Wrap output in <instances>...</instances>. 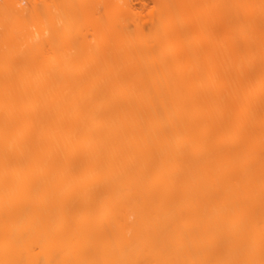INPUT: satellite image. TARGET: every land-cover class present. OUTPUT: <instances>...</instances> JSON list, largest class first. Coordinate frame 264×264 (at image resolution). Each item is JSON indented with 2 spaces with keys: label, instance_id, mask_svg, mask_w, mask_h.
<instances>
[{
  "label": "bare ground",
  "instance_id": "obj_1",
  "mask_svg": "<svg viewBox=\"0 0 264 264\" xmlns=\"http://www.w3.org/2000/svg\"><path fill=\"white\" fill-rule=\"evenodd\" d=\"M91 1H42L33 14L41 32L63 23L57 37L77 45L85 17L74 5L101 2L94 44L80 45L91 60L77 51L90 66L65 61L56 75L35 64L27 76L28 62L0 78V264H264V33L152 43L128 1ZM13 3L0 13L23 14ZM18 14L0 24V59L23 72L34 35L29 55L8 51Z\"/></svg>",
  "mask_w": 264,
  "mask_h": 264
},
{
  "label": "rangeland",
  "instance_id": "obj_2",
  "mask_svg": "<svg viewBox=\"0 0 264 264\" xmlns=\"http://www.w3.org/2000/svg\"><path fill=\"white\" fill-rule=\"evenodd\" d=\"M5 1H6V3H5ZM7 1L8 2H14L13 4H15V1H13V0H0V12L2 11V10H4V8L5 9H7V6H8V4H7ZM22 3H21V2ZM28 1V0H27ZM35 3H37L39 6H40V8L38 7V6H36V4H35V10H34V8H33V3H32V0H30L29 1V3L30 4H28V5H30V6H26L27 5V3L25 4V0L23 1V0H19V1H16V2H18V3H16L15 4V6L16 7H19V5H21V7H23V14H21L20 12H19V14L17 13V12H15V10L13 11L14 13H15V15H12L13 17H16V14H18V16L20 17V19H23L22 21L25 23H21L22 25L19 27L18 26V28L16 27L18 24H20V23H18L17 22V20H16V22H13L14 21V18H12V16H10L8 13H7V11H6V13H4V14H2V13H0V17L2 18L0 21H1V23L0 24H2V21H3V23H4V20H11V18L13 19V21H10V23H9V21H7L10 25H11V22H13V23H15V24H12V26H10L9 25V27H10V30H12L11 32H13V34H20V32H21V34L19 35V36H17V35H15V37H14V39H15V41H16V43H15V45L17 46V48H16V46H14L13 44L12 45H10L11 47H10V49L8 50V51H10V50H14V51H12V52H14L13 53V55L14 54H18V53H20V55L22 54V52L23 53H27V51H23V50H27L28 49V47L29 46H31V45H34L33 47H30L32 50H34L33 51V54H31L32 56H29L30 58V60L28 61L26 58H24L25 59V61H27V64L25 63V70H24V66L22 67L21 66V68H23L22 70H23V72H19V71H17L19 68H20V66L19 65H17V66H19L18 67V69L16 68V66L14 65V64H19V63H21L20 61L19 62H17V63H14V61H17L16 60V58H15V60L13 61V60H11V59H0V62H2L1 64H0V78L2 77L3 78V76L4 75H14V78H17L18 76H20V75H18L17 76V74H20V73H23L24 74V71H27L28 69H29V67H27L28 66V62L30 63L29 65H31V68L29 69L30 70V72H26L27 73V76H29L28 75V73H31V69H35L32 73H34V74H36V73H39V72H37L36 70L39 68V67H41L40 65L41 64H43L42 65V67H41V70H42V72L43 71H45L46 73L49 71V69L48 68H44V67H49V68H51L50 70H51V72L53 71L54 72V70L55 71H58V72H56V75H57V73H59V71L60 72H62L63 71V68H65L66 67V64L68 65V64H72L71 63V61H74L73 62V64L76 66V64L78 65L79 64V62L82 60H85V58H84V56L85 55H87V57L89 58V60H91V58L89 57L90 55H88L87 54V49L84 51V50H82L81 49V47H80V45H81V43H84V41H85V38H86V42L85 43H87V44H90L89 43V38H90V36H91V38H90V42H92V40L94 39V33L93 34H91L92 32H93V27L92 28H90L98 19H101V18H103V13H104V9H103V4L100 2V3H98V1L96 2V3H92V1H96V0H92L90 3H92V4H90L91 5V7H90V5L88 6L87 5V2H86V6L87 7H85L86 8V12H82L81 10L82 9H80V11L79 10H77L76 9V7H75V5H76V3H75V1H74V3H75V5H74V9L76 10V12H73V11H75L74 9L71 11L73 14H75L73 17H74V19L76 20V18H79L80 17V20L81 19H83V17H85L84 18V25H85V20H86V22H87V24L86 25H88V26H86L85 25V27H84V25H81V28L80 29H83V31L82 30H80L81 32H78V35H76L77 34V32H76V34H74V32L73 31H76V30H74V28L76 27H74V23H72V25H71V28H73V30L71 31V33H70V36H72L73 34H74V36H73V38L72 39H74V37H75V35H76V37L78 36V38H75L76 39V41L78 40V39H80V40H82L83 38H84V41L82 40L81 41V43H80V41H79V44H77L76 45V43L78 42H75L74 40V42L72 41V40H70L71 38H70V36H69V40H68V43H66L65 41H64V38L63 39H59V38H61L62 36H61V34H59V33H61L60 31H62V30H59V31H56L57 29H59V27H60V29L63 27L62 26V24L63 23H58V22H56V24H57V26H55V25H49L50 27H48V24L46 25L48 28H46V29H44L46 32H47V35H46V32L44 31H42L41 32V29L39 28V22H38V24L36 23V20H35V15H33L34 13H35V11H38V12H41L42 13V9L44 10V11H46L44 8H42V7H47V2H48V0H42V1H46V2H42L41 0H33ZM61 2V5L63 6L62 8H61V6L59 5V3ZM67 0H63V2L65 3ZM128 1V2H127ZM243 1L244 0H126V2L127 3H129L128 5L130 6L129 8H130V11H131V19H133V18H135L136 19V21H134L135 19H133V23L135 24V23H137V25L136 26H142V28L144 29V35H145V37L147 36V38L148 39H150V41L149 42H157L158 44H160V43H163V44H167V43H169V44H179V43H185V44H194V43H207V42H223V41H228V42H231V41H252L251 39H253L254 41L256 40V41H260L261 39H260V35L262 34V33H264V23L263 22H261V20H262V18H260V17H262V11L264 10L262 7H264L263 5H264V3H263V1L262 0H245L246 2H245V4H250L249 6H250V9H247V7L248 6H246V5H244V3H243ZM262 1V2H261ZM41 2H42V5L43 4H45V5H41ZM51 2H53V3H51ZM55 4H56V6H59L62 10L63 9H65L66 8V6H64L63 4H62V0H55ZM58 2V3H57ZM258 2V3H257ZM21 3V4H20ZM48 3H51L53 6H55V4H54V1H52V0H49V2ZM88 3H89V1H88ZM215 5H214V4ZM252 3L253 4H256V6L255 5H252ZM5 4H7L6 5V7H5ZM12 4V5H13ZM23 4V5H22ZM51 4H49L50 6H51ZM67 3H65V5H66ZM99 4V5H98ZM263 4V5H262ZM93 5H95V6H93ZM213 5H214V7H213ZM42 6V7H41ZM50 6H48V7H50ZM53 6H51V8H53ZM55 6V7H56ZM78 6V5H77ZM27 7H28V9H27ZM31 9H30V8ZM81 7V6H80ZM39 8V9H38ZM90 8V9H89ZM249 8V7H248ZM8 9H10V7L8 8ZM57 9V8H56ZM103 9V10H102ZM263 9V10H262ZM11 10H13V8L11 9ZM11 10H8L9 11V13L10 14H12V12H11ZM24 10H25V12L27 13H24ZM26 10H30V11H26ZM60 10V9H59ZM66 10H68L67 8L65 9V11ZM70 10V9H69ZM55 11V10H54ZM84 11V10H83ZM94 11V12H93ZM3 12V11H2ZM22 12V11H21ZM28 12H31V13H28ZM58 12H60V11H58ZM63 12V11H62ZM61 13V12H60ZM72 13H71V15H72ZM79 13V14H78ZM89 13H90V16H89ZM250 13V14H249ZM252 13H253V15H252ZM258 15H257V14ZM5 14H7V15H5ZM97 14V15H96ZM254 14H255V16H254ZM259 14H261L260 16H259ZM2 15V16H1ZM4 15L5 16H7V19H6V17L4 18ZM25 15V16H24ZM43 15H46L45 14V12H44V14ZM81 15V16H80ZM94 15V16H93ZM17 16V18H19ZM22 16V17H21ZM40 16V15H39ZM42 16V15H41ZM96 16V17H95ZM44 17V16H43ZM82 17V18H81ZM9 18V19H8ZM140 18V19H139ZM31 19V20H30ZM42 19V18H41ZM35 20V21H34ZM74 20V22H75V24H76V21L77 20H79V19H77L76 21ZM94 20H95V22H94ZM140 20H142V22H143V24H140V25H138V23L140 22ZM19 21V20H18ZM34 21V22H33ZM42 21H44V20H42ZM60 21V20H59ZM81 21H83V20H81ZM91 21V23H89ZM20 22V21H19ZM29 22H32L33 24L34 23H36V24H31V23H29ZM45 22H46V20H45ZM44 22V23H45ZM65 22V21H64ZM80 22V21H79ZM94 22V23H93ZM129 22V21H128ZM127 22V24H126V29H128L127 31H129V32H134L135 30H133V29H131L130 27H136L132 22H131V20H130V25H129V23ZM142 22H140V23H142ZM16 23H18L17 25H16ZM90 25H89V24ZM23 24H24V26H27L26 28L23 26ZM61 24V25H60ZM16 25V26H15ZM30 25H32V26H34V27H29ZM36 25V26H35ZM64 25V24H63ZM133 25V26H132ZM4 26V25H3ZM6 26V25H5ZM5 26H4V28H5ZM15 26V27H14ZM55 27V29H54V27ZM83 26V27H82ZM130 26V27H129ZM9 27H8V29H9ZM31 29V28H33V29H31L32 31H33V33H32V31L31 30H29V28ZM38 29H40L38 32L36 31L35 32V30H36V28ZM51 27H53V28H51ZM56 27H57V29H56ZM16 28H17V30H16ZM20 28V29H19ZM2 28H1V25H0V30H1ZM8 29L6 28V30L8 31ZM23 29V30H22ZM63 29V28H62ZM90 29V30H89ZM125 29V30H126ZM136 29V28H135ZM4 29H2V31H3ZM22 30V31H21ZM242 30L243 32H245L246 33V35H248V36H246V37H249V38H251V39H242V38H240V37H243L244 35H242V34H244L243 32H241V34L239 33L240 31ZM5 31V30H4ZM6 31V32H7ZM25 31V32H24ZM95 31V30H94ZM19 32V33H18ZM56 32V33H55ZM58 32V33H57ZM90 32V33H89ZM237 32H238V34H240V35H242V36H240V35H238L237 34ZM10 33V31L8 32V33H6V34H8V37H9V34ZM23 33H25V34H23ZM36 33V34H35ZM42 33H45V35L44 34H42ZM79 33H81L82 35H81V37L79 36ZM3 33H1L0 32V35H2ZM28 34H29V36H28ZM34 35L31 39H33L32 41H31V39H30V41H31V45H28V44H30V43H28V39L30 38V36H32V35ZM49 34V35H48ZM91 34V35H90ZM23 35H25V36H23ZM27 35V36H26ZM39 35L41 36V38L40 39H36V38H39ZM59 35L61 36V37H59ZM225 35H228V37H229V39H226L225 37ZM5 39H3L2 40V38H1V41H3V44L0 42V44H2V49L3 48H5V46L6 45H4V44H7V42L6 41H8L9 42V39L7 38V36H5V34L4 35H2ZM18 38H17V37ZM42 36H45V37H42ZM59 38H58V37ZM86 36V37H85ZM240 36V37H239ZM22 37H24V38H22ZM25 37H28V38H25ZM35 37V38H34ZM55 37V38H54ZM80 37V38H79ZM92 37H93V39H92ZM6 38H7V40H6ZM20 38V39H19ZM51 38V39H50ZM13 39V38H12ZM36 41H35V40ZM52 39H54V40H52ZM57 39V40H56ZM25 40V41H24ZM40 40H42V42L40 41ZM46 40V41H45ZM51 40V41H50ZM11 41V40H10ZM15 41H11V42H15ZM22 41V42H21ZM33 41H35L34 43H32ZM52 41L55 43H53L52 44ZM64 41V42H63ZM20 42V43H19ZM36 42H38L39 44H37L36 45ZM57 42V43H56ZM152 42V43H153ZM19 43V44H18ZM49 43V45L48 46H52V45H54V51L52 50V49H50L46 44H48ZM84 43V44H85ZM8 44H10V43H8ZM22 44H24V45H22ZM40 44H42V45H40ZM64 44H66V46H70V48L67 50V48L65 49V47H64ZM94 44V41H93V43L92 44H90L89 45V47L88 48H90L92 45ZM27 47H26V46ZM38 45H40V46H38ZM46 45V47L44 48V46ZM1 46V45H0ZM9 46V45H8ZM12 46L13 47H15L14 49L12 48ZM23 46H24V48H23ZM37 48H36V47ZM39 47H40V49H41V51H38L39 50ZM57 47V48H56ZM12 48V49H11ZM30 48L28 49V53L29 52H31L32 50H30ZM35 48V49H34ZM53 48V47H52ZM5 49H7V48H5ZM44 49V50H43ZM59 49V50H58ZM79 49H81V51H84V56L83 55H81V53H80V56H82V58H84V59H82L81 58V60L79 59L80 58V56H79V52H81V51H79ZM91 49V48H90ZM90 49H88V51L90 50ZM50 50V51H49ZM56 50H58V53H57V51ZM65 50V51H64ZM67 50V51H66ZM1 51V50H0ZM3 51V50H2ZM6 51V50H5ZM5 51H3V53L5 52ZM21 51V52H20ZM38 51V52H37ZM43 51V52H42ZM47 51H49V52H47ZM51 51H53V52H51ZM63 51V52H62ZM71 51H75L76 53H77V51H78V55L77 54H75V52H74V60H73V57L71 56V54H69V53H71ZM12 52H11V54L9 55L10 57H12ZM56 54H55V53ZM72 52V53H73ZM89 52H91V51H89ZM0 53H2V52H0ZM27 53V54H28ZM32 53V52H31ZM38 53V54H37ZM41 53H43L41 56H40V54ZM51 53V54H50ZM64 53V54H63ZM6 54H7V51H6ZM5 54V55H6ZM16 54V55H17ZM45 54H48V56H45ZM53 54V55H52ZM55 54V55H54ZM58 54H60V56L58 55ZM66 54H68V55H70L69 57H72L71 59L66 55ZM83 54V53H82ZM91 54V53H90ZM4 55V54H3ZM3 55H1V56H3ZM19 55V54H18ZM23 55V54H22ZM29 55V54H28ZM28 55L26 56V54H25V56L28 58ZM37 55L38 57H40V59L39 60H37V59H35L34 57ZM56 55H58L57 57L60 59H57L55 56ZM67 57H66V56ZM15 56V55H14ZM13 56V57H14ZM52 56V57H51ZM63 58H62V57ZM65 56V57H64ZM76 56H78V57H76ZM33 57V58H32ZM44 57V58H43ZM45 57H47L48 59H49V57H51V60H53L51 63H50V60H49V63L47 62V58H45ZM21 58V57H20ZM32 58V59H31ZM61 58L63 59L62 60V62H61ZM68 58V60H66ZM77 60H76V59ZM18 59V58H17ZM24 59H21V60H24ZM34 59V60H33ZM20 60V59H19ZM32 60H33V62H32ZM36 60V61H35ZM41 60H43L44 62H42ZM59 60V61H58ZM76 60V61H75ZM80 60V61H79ZM89 60L87 61V59H86V62H89ZM66 61V62H65ZM81 61V62H82ZM13 62V65L14 66H11V63ZM22 62H24V61H22ZM37 62H39V64L37 65ZM48 64H50V66L49 65H46L47 63ZM55 62H57V63H55ZM66 64H65V63ZM70 62V63H69ZM86 62H82V63H80L79 64V66L82 64H84L83 65V68H84V66H85V63ZM3 63H10V64H8L9 66H8V68H6V66L4 65V67H3ZM32 63H33V66H32ZM53 63V64H52ZM55 63V64H54ZM60 63H61V65H60ZM23 64V63H22ZM35 64H36V66L38 67V68H35L34 66H35ZM58 64V65H57ZM62 65H65V66H63L62 67ZM82 65L80 66V68L82 67ZM90 66V62L88 63V64H86V66L85 67H88V66ZM44 66V67H43ZM70 66V65H69ZM68 66V67H69ZM79 66H77V68H79ZM33 67V68H32ZM56 69H55V68ZM3 68V69H2ZM42 68H44V69H42ZM53 68V69H52ZM75 68V67H74ZM74 68H72V69H74ZM76 68V69H77ZM40 69V68H39ZM48 70V71H46V70ZM70 69H71V67H70ZM71 69V70H72ZM20 70V69H19ZM65 70V72L66 71H69V72H75L76 74H77V70H74V71H70L69 69H64ZM39 71V70H38ZM17 72H19V73H17ZM36 72V73H35ZM50 72V73H51ZM52 72V73H53ZM68 72V74H71V73H69ZM81 72H82V69H81ZM26 73H25V75L24 76H26ZM51 73V74H52ZM55 73V72H54ZM63 73V72H62ZM61 73V75H63ZM72 73V74H73ZM78 73H80L79 71H78ZM23 74H22V76H23ZM40 74H45L44 72L43 73H41L40 72ZM32 76H33V74H31ZM54 75V74H53ZM60 75V74H59ZM64 75H65V73H64ZM10 76H6L8 79H10ZM1 78V79H2ZM6 78V79H7ZM11 78H13V76H11ZM3 80V79H2ZM11 80V79H10ZM1 83H2V81H1Z\"/></svg>",
  "mask_w": 264,
  "mask_h": 264
}]
</instances>
